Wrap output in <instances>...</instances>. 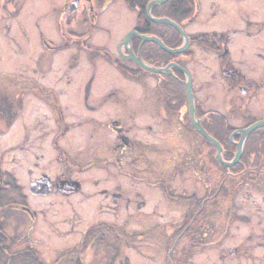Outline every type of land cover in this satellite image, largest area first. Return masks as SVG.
<instances>
[{
  "label": "flooded vegetation",
  "instance_id": "obj_1",
  "mask_svg": "<svg viewBox=\"0 0 264 264\" xmlns=\"http://www.w3.org/2000/svg\"><path fill=\"white\" fill-rule=\"evenodd\" d=\"M111 1L0 0V264H85L87 248L106 232L113 236L125 229L119 225L131 219L143 224L144 214L156 213L159 204L148 205V188L182 211L172 246L176 252L187 239L185 263L199 248L204 264H264V123L251 128L264 120V16H255L253 0H191L194 12L182 26L189 41L172 26L181 37L177 44L176 32L168 33V43L142 32L139 9L134 26L114 43L99 32L111 33L101 23ZM49 13L60 39L49 34ZM75 13L80 26L65 29V17ZM137 33L157 36L171 49L187 46L168 52ZM68 44L77 55L71 66L84 52L94 70L83 95L78 85L88 111L71 117L63 96L39 83L46 80L48 55L61 56ZM36 55V71L44 74L39 81L30 72ZM99 61L139 93L105 95L109 86L95 84ZM31 98L50 107V122L44 116L36 121L41 114L33 117L34 127L26 122L25 111L35 106ZM47 144L60 168L33 175L32 148ZM128 178L138 184L134 191ZM39 220L48 238H35ZM75 231L74 244H50ZM112 246L110 256L92 255L88 264H127ZM119 257L124 260L116 263Z\"/></svg>",
  "mask_w": 264,
  "mask_h": 264
},
{
  "label": "rangeland",
  "instance_id": "obj_2",
  "mask_svg": "<svg viewBox=\"0 0 264 264\" xmlns=\"http://www.w3.org/2000/svg\"><path fill=\"white\" fill-rule=\"evenodd\" d=\"M57 1L61 2L62 4H66L69 0H57ZM260 1H264V0H253L254 6H255L254 14L257 17L264 16V9L260 6ZM156 4H159V3H156ZM51 6L49 3L47 10L50 11ZM137 10H139L138 7H134V8L131 7L126 2V0H112L108 9H106L103 12L102 21H101V23L105 27H107L108 30H111V33L107 34V32H105L104 29H100L99 32L104 33L106 35L105 37L110 35L111 40L114 43H116L120 38L123 37L126 31H128L131 27L134 26L135 15L137 13ZM151 14L154 17H157L153 14L152 11H151ZM78 19L79 18H78L77 13L71 16H66L64 19L63 27L65 29L79 27L80 24H79ZM52 20H54L53 15L52 13H49L48 22H47V29L49 30V34H58L59 39H60V37L62 36L59 33L60 28L59 26H57L58 28H56L55 22H53ZM184 23L185 21L183 22V24ZM197 26L199 27V25ZM69 48L71 47H69V44H68L67 47L63 49L65 50V52L63 51L60 52L61 56L59 54H58L59 56L57 54L48 55L47 63H46L48 68L46 67L47 69L44 70L45 72L44 74H46V77H45L46 80L44 81V83H46V85L42 82H39L43 84L45 87L47 86V90L53 88L54 91H56L58 94H61L63 96L62 99L64 101V106H65L64 112H65V115L67 116L68 115L70 116L71 112L79 114V113H84L85 111L86 112L88 111L86 107H84V105L82 104L83 98H80V95H79L80 92L78 91V88H79L78 85L80 86V84H82L81 87L82 86L84 87L85 83L88 82V80H90L91 78H93L92 75H94L93 74L94 70H91V64H90V61L88 60V55L84 52L80 55L76 66L75 67H72L73 65L71 66L70 63L71 62L73 63L76 61L75 59L77 55H74L73 54L74 51H72ZM55 55L57 56V58L55 57ZM35 58L36 60L34 61L31 59L32 66H31L30 72H31L32 77L39 81L40 77H41L40 79L44 78L43 76L44 74L41 71L40 72L36 71V66L39 67L38 66L39 60L37 59L38 58L37 55L35 56ZM97 60H100V59L97 58ZM99 62L100 63L97 66V70H95V73L97 74L95 84L98 83L97 82L98 80L100 86H103V85L105 87L109 86L104 93L105 95L110 94L113 98L116 95L123 94V93H128L129 94L128 96L137 95L139 93L138 87L136 86L134 82H131L124 75L116 71L115 68L111 67L110 64L103 62V61H99ZM66 63L68 64L66 65ZM65 70H68L66 74H64ZM83 87L81 90L82 95L84 94ZM99 92L100 91L97 90V92L95 93H99ZM40 94L44 95V93H40ZM31 101H32L31 104L35 106H33V108L30 111H25L24 114H27L26 122H29V123L32 122L33 117L36 116L37 114L38 115L41 114L42 116H40V119H37L36 121L40 120V122H42L43 118L41 119V117L44 116L47 119V121L50 122L48 116L46 115V113L50 114L51 112L50 107H47L42 102L38 103V100L37 99L34 100V98H31ZM101 110H99L97 115L106 116L104 112L102 114L103 110L102 111ZM111 111H112L111 113L116 112L113 105L111 106ZM35 122H32V127H34L33 125ZM41 152L45 155L44 158L42 157L36 158L35 153H41ZM73 153L74 151L72 153L68 151L66 152V154L69 156H71ZM87 153H88L87 150L84 151L82 156L86 155ZM9 157H12V154ZM55 158H56V153L54 149L50 147L49 144H47V146L44 147L43 149L41 147L39 149L33 146L32 164H31V167L34 169L33 175H36L37 173L41 172L42 170H46V169L47 170L50 169L52 173L56 172V170L60 168V166L56 164ZM36 162H38V164H36ZM45 166H48V167L46 168ZM127 183L129 185V189L134 191V187L136 186L137 183H135L134 181L132 183L130 178L127 179ZM148 190L152 193V194L148 193V195L151 197L150 198L151 202H149L148 205H151L154 207L157 204H159V207L156 208V211H155L156 213L154 214L150 211L151 215L144 214L143 224H141V222L140 223L135 222L131 219L128 222H126V224L119 225L123 228L125 227V229L123 230L115 229V232H113V236H115L116 233H118L119 235H122V238L124 239L121 242H118V241L116 242L115 237L110 236V235L107 236L109 232H106L105 239L103 237L100 242H97L96 244H93V245L90 244V246L87 248V251L85 254L86 256L85 264H88V262L92 260L90 258L92 255L96 257L97 259H101V260L103 259L104 256H110L109 254L112 253L111 250L114 249V246H112L113 244H115L119 248L121 254L125 255L126 258H128L127 261H129V264H204L205 255L200 252L199 248H195L193 250V253L191 254L190 259L187 260L188 263H185L186 259L183 257L186 254L185 253L186 247L183 245L184 242L187 241L185 237H182L179 244L177 245V248H176L177 251L174 252L175 246L174 245L172 246V244H175V241H176L175 239L179 236L178 229L180 228L181 226L180 224L182 222V216H183L182 211H179L177 208L173 207L172 204L166 203L165 195L160 193L158 189L155 190V188H148ZM148 195H147V198L149 199ZM145 210H147V208H145ZM93 213L91 212L86 213V217L88 214H91L92 216ZM96 213L97 215L95 216V218H97L98 216V211ZM43 222H44L43 220H39L38 222L39 224L35 226L36 228L34 231V235L36 236L35 237L36 239H42L45 237V234H43L44 231L43 230L41 231V227H40V226H43L42 225ZM172 222L174 223V225L172 224ZM119 226L117 225V228ZM44 227H47L48 229H50V227H48L47 225H45ZM113 227L115 226L113 225ZM175 230H176V233L172 234ZM46 232H49V231H46ZM111 233L112 232H110V234ZM41 234H43V236ZM79 237H80V231H75V232H71V234L68 237H65V241L60 240V237L58 238L53 237V239H50L51 240L50 244L51 243L61 244L63 242L65 244L67 243V245L68 244L72 245L75 243V241ZM45 238H48V237H45ZM237 238H239V236H237ZM126 241H128L127 245H126ZM38 243H40L41 246L42 244L43 245L46 244V242H40V241H38ZM59 247H61V245ZM120 260H124V259L122 257H119V258H116L115 262L119 263Z\"/></svg>",
  "mask_w": 264,
  "mask_h": 264
},
{
  "label": "trees",
  "instance_id": "obj_3",
  "mask_svg": "<svg viewBox=\"0 0 264 264\" xmlns=\"http://www.w3.org/2000/svg\"><path fill=\"white\" fill-rule=\"evenodd\" d=\"M149 0H126V2L131 7H138L143 17V22H141V31L145 33H153L160 35L167 43L169 38V34L174 31L172 26L167 24H157L146 17V5ZM152 12L155 16H168L171 19L175 20L180 25H184L183 22L193 14L194 5L191 0H168L162 4H155ZM177 44L181 42L180 35H177ZM149 45H155L154 43H148ZM164 53V52H163ZM129 264V261H127Z\"/></svg>",
  "mask_w": 264,
  "mask_h": 264
},
{
  "label": "water",
  "instance_id": "obj_4",
  "mask_svg": "<svg viewBox=\"0 0 264 264\" xmlns=\"http://www.w3.org/2000/svg\"><path fill=\"white\" fill-rule=\"evenodd\" d=\"M167 0H151L148 4H147V7H146V13H147V16L150 20L154 21V22H158V23H164V24H168V25H171L173 26L177 31H179L184 37L185 39H187V42L189 41V37L187 35V33L185 32V30L183 29V27H181L180 24H178L177 22H175L174 20L170 19L169 17H154L152 14H151V8L154 4L156 3H165ZM131 32H135V31H131ZM138 34V33H137ZM138 36L143 40V41H150V42H154L156 44H158L162 49L168 51V52H182L187 44L183 45L182 47H179L177 49H171L170 47H168L159 37L157 36H153V35H147V34H138ZM138 62L142 64V66L150 71H159L157 68H154L144 62H141L139 59H138ZM189 90V94L192 98V93H191V90L190 88H188ZM261 123H264V120L263 121H259L257 122L256 124H254L251 128L253 127H256L257 125H260ZM197 127L198 125L195 124ZM200 129V127H198ZM249 128V130L251 129ZM201 130V129H200ZM204 135H206L208 138H210L211 140H213L215 142V140L210 137L209 135H207L204 131H202Z\"/></svg>",
  "mask_w": 264,
  "mask_h": 264
}]
</instances>
